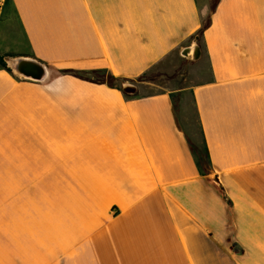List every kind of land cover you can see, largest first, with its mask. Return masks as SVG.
I'll return each mask as SVG.
<instances>
[{"label": "crops", "instance_id": "obj_1", "mask_svg": "<svg viewBox=\"0 0 264 264\" xmlns=\"http://www.w3.org/2000/svg\"><path fill=\"white\" fill-rule=\"evenodd\" d=\"M0 57V171L109 187L45 264H264V0H0Z\"/></svg>", "mask_w": 264, "mask_h": 264}, {"label": "rangeland", "instance_id": "obj_2", "mask_svg": "<svg viewBox=\"0 0 264 264\" xmlns=\"http://www.w3.org/2000/svg\"><path fill=\"white\" fill-rule=\"evenodd\" d=\"M213 1L210 0V7ZM176 59L185 60L176 56L172 61ZM57 71L52 69L50 72L55 75ZM145 77L150 79L154 74ZM17 125L13 116L5 117L0 122V152L3 159L21 141L10 138L9 130ZM7 165L2 161V168ZM21 173L0 171V264H45L57 259L64 246L72 245L75 225L87 220L97 203L103 199L105 202L109 187L100 180L97 186L92 184L90 187L85 180L83 184H87L83 186H51L48 192L46 190L50 198H42L41 186L20 185L23 182L18 180ZM11 179L16 183L11 184ZM227 264L232 263L227 261Z\"/></svg>", "mask_w": 264, "mask_h": 264}, {"label": "water", "instance_id": "obj_3", "mask_svg": "<svg viewBox=\"0 0 264 264\" xmlns=\"http://www.w3.org/2000/svg\"><path fill=\"white\" fill-rule=\"evenodd\" d=\"M179 54L183 57H190L196 60L200 56V46L198 44H191L183 47ZM9 67L18 75L32 80L40 81L46 76V67L36 59L27 57H15L9 61ZM124 92H132L134 90L131 85H124Z\"/></svg>", "mask_w": 264, "mask_h": 264}, {"label": "trees", "instance_id": "obj_4", "mask_svg": "<svg viewBox=\"0 0 264 264\" xmlns=\"http://www.w3.org/2000/svg\"><path fill=\"white\" fill-rule=\"evenodd\" d=\"M217 0L213 1V4L216 2ZM213 6V5H212ZM209 21L205 22V24H207ZM0 65L2 67L7 68L5 61L3 60V58L0 57ZM92 81H98V82H103L106 83L108 85H114L118 80L111 74L109 73H103V74H96L95 77L93 78H88Z\"/></svg>", "mask_w": 264, "mask_h": 264}]
</instances>
